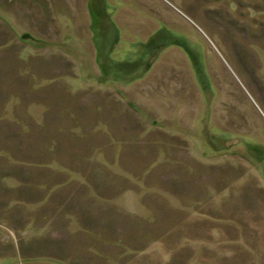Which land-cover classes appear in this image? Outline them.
I'll return each mask as SVG.
<instances>
[{"label": "rangeland", "instance_id": "1", "mask_svg": "<svg viewBox=\"0 0 264 264\" xmlns=\"http://www.w3.org/2000/svg\"><path fill=\"white\" fill-rule=\"evenodd\" d=\"M60 73L79 105L101 91L113 125L123 111L112 154L65 125L49 153H32L36 129L19 148L27 110L61 107ZM7 118L0 264H264V0H0ZM24 173L43 189L17 187ZM89 203L105 221L69 230Z\"/></svg>", "mask_w": 264, "mask_h": 264}, {"label": "crops", "instance_id": "2", "mask_svg": "<svg viewBox=\"0 0 264 264\" xmlns=\"http://www.w3.org/2000/svg\"><path fill=\"white\" fill-rule=\"evenodd\" d=\"M41 26H43V25H41ZM56 65L55 64L51 65V66H54L53 73L61 72L56 67ZM60 75H61V76H59L60 78L58 77L59 80L57 79L56 82H58V84H59L58 88H57V90H58L57 94H58L59 99H60V100H58V106H61V107H54V106H47V105H42L39 107V109H37V107H35L37 109V110H35V113L38 115V119H37V116L33 118L32 114H30L29 110H27L28 113H26V114L28 116L25 115V119L27 116V120L25 121L24 125L22 126L23 132L21 134H19L20 135V143H21V141L23 142L22 144L19 143V145H20L19 148L22 147L21 145H25V142L23 139H26V137L29 136L30 131L33 129L34 130L36 129V130L42 131L43 133L41 135H39V137L37 138L39 141L38 140L35 141V144H33L31 146L32 153H39V152L40 153L43 152L42 154L49 153V148L46 147V149H45V146H43V145L46 144L49 147L51 144H53L52 140H54L55 138L49 137L50 141L46 142L45 140H43L44 136H46V134L49 131H56V129H58L60 127L63 129V127L65 125L66 129H70V130L82 129V130H86L85 132L89 131V136L92 135V132L94 135H97L100 138L102 136H106L105 137L106 139L103 142H100V144L98 146L102 147L104 157L106 155H108L109 153L112 154L113 149H111V147L113 145H115V143H113V140H112V130L113 129H115V130L122 129L123 128V126H122L123 120H124V126H125L126 118L122 117L123 111L120 113L121 108H119V107H117V109H113L111 107H108V110L110 109L115 114V117H116V120H115L116 124L114 123L115 125H113V120L111 119V116L108 113H106L107 108L105 107L107 105H111L110 102L113 99V98H109V94H105L101 91H98V92L89 91L86 93L85 96L90 97L91 101L88 103V105H87V101H83L82 105H79L80 92L74 91L71 88V86H68V83H67V82L72 83L73 80H78V79L75 77L72 78V76H68V78L64 77V75L61 73H60ZM93 82H96L97 84H99L98 80L94 79ZM54 84H56V83H54ZM47 86H50V85H47L45 83L40 85V82H39V84L37 85V87H39V88H36L31 93L33 94L35 92H38L42 88L47 87ZM99 88H102V87L99 86ZM103 97H105L108 100L107 105L102 104L100 102H99V104H96L97 102H93L94 99L98 100V99H101ZM115 102H117V101H115ZM85 103H86V106H85ZM6 108L9 109V112L5 113V114H10L11 116H8V118L13 120V118L15 117V114L13 112H15V111L12 112V107L11 108L6 107ZM6 108H4V109H6ZM17 117L21 118L22 116L20 117L19 115H17ZM17 120L18 119L16 118L15 121H17ZM2 123L3 122L0 121V126ZM2 127L7 128L8 131L12 130V133H10V131H9V135L8 134L5 135V134L1 133L3 135V137H0V150L5 151V152H0V153H2V155H0V158H2V160L4 159V161H5L6 159L8 160L9 155H11V154L14 155L15 153L8 151V149L6 147L1 146V145H6V144H9L10 142L15 144L17 141L15 138L16 133L14 131L16 129L18 130L20 128H16L14 124H11L9 119H8V121L5 120V123L2 124ZM44 131H45V133H44ZM101 140H102V138H101ZM123 145L127 146V143H123L121 140L118 143V147H119L118 160H121V156H122V152H123V149H122ZM21 151L22 150L20 149L19 153H22ZM33 160H35V159H33ZM106 160L111 161V159H109V158H107ZM109 165L111 167L110 162H109ZM29 179H31V178L28 175V173L27 174L24 173L21 176L22 182H20V184L17 187H22V186H24L22 184H25V185H27L26 188L29 185L30 187H33V188L38 189L40 191L43 189V188L34 187L32 185V182H28ZM43 181L45 183V180H43ZM44 185L46 186V184H44ZM59 189H61V190H59ZM59 189L58 190L55 189V190H57L56 192L62 193L64 190V186H60ZM45 190L46 189H44V191ZM47 190L45 192H47ZM52 190H54V189H52ZM52 190H51V192L55 191V190L54 191H52ZM91 191L96 192V189L92 188ZM61 193H60V195H61ZM151 194H152V196H154L153 193H151ZM26 195H31V194L26 191ZM155 203H156L155 197H152V200L151 201L148 200V202H147V204H150L152 207H154L153 205H155ZM90 204L91 203H89V207L86 209H84V208L80 209V205H77L76 206L77 207V210H76L77 213H75L74 208L71 212L70 211L66 212L68 215L71 216V217H69L70 218V220H69L70 224L69 225L66 224V226L69 230H70V227H73L75 225V221H73V219H76V216L79 219L81 217L80 216L81 213H85L88 224L93 225L95 223L94 221H98V220L101 221V218H102L103 222L105 221V219H106L105 213H102L101 214L102 216H100V218L98 220H95V215H97L95 211L99 210V207L96 205H93V204H91V207H90ZM60 221H66L67 222L68 220L64 219V216H63V217H60L57 221L55 220V224L61 223ZM46 226H47V224H46ZM43 229H45V228H43ZM43 229H40V232H42Z\"/></svg>", "mask_w": 264, "mask_h": 264}]
</instances>
